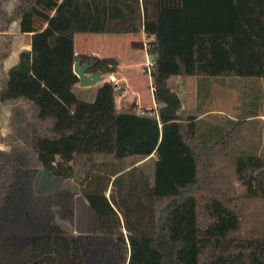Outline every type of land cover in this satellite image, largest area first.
<instances>
[{"label": "trees", "instance_id": "1", "mask_svg": "<svg viewBox=\"0 0 264 264\" xmlns=\"http://www.w3.org/2000/svg\"><path fill=\"white\" fill-rule=\"evenodd\" d=\"M150 1L19 0L2 16L34 33L0 91V102L24 100L31 123L29 145L0 150V237L17 246L10 264H264V148L259 156L208 153L184 137L177 116L203 77L264 79V0H181L196 17L180 26L170 0L154 1L156 22L144 16ZM218 2L225 21H217ZM201 9L209 19H197ZM143 24L153 37L145 50L157 114L139 113L136 100L117 107L120 89L109 82L93 101L76 99L73 64L88 58L74 55L73 35H138ZM94 61L90 73H115L113 59ZM151 155L149 177L139 163ZM40 168L64 184L34 195ZM185 168L192 180L184 201L160 202L169 175ZM77 196L94 211L91 234L75 232Z\"/></svg>", "mask_w": 264, "mask_h": 264}, {"label": "crops", "instance_id": "2", "mask_svg": "<svg viewBox=\"0 0 264 264\" xmlns=\"http://www.w3.org/2000/svg\"><path fill=\"white\" fill-rule=\"evenodd\" d=\"M139 1L141 2L142 0ZM154 1L156 0L148 2V9L144 14V16H148L149 20L152 22H156V13L158 11L156 10ZM18 5L19 0H0V8L3 12L1 17L4 15H8V17L11 16ZM216 5H218L217 10L219 11L217 21H225V7L219 2ZM170 7L173 8V10H177L178 13V16L175 14L171 16V21H178L179 26L181 23L186 24L187 22H191L195 19L194 16L196 17V15L184 11L185 6L181 0H177L176 3L170 0ZM205 7L208 9L210 5L205 4ZM186 9L191 10L188 7ZM53 14V12H50L49 16ZM209 16V14L203 13V9H201V13L197 19L203 20L204 17L209 19ZM5 26L0 27V56H3V53L8 51V55L0 58V70L3 71L4 74L18 64L21 52L31 51L34 35V33L22 32L20 30V20H12L6 28H4ZM35 26L38 27V25ZM45 27L46 23H42L37 32L44 30ZM145 27L146 26L143 24L141 32L138 35H105L113 36V38L117 36L126 37L127 40H124V43L130 47L131 51L128 50V52L132 54L131 57L126 60L119 61L115 53L107 54L100 47L88 45L80 39H77L78 35H85L88 33H76L73 35V51L74 55L77 57L88 58L81 59L83 62L90 60L94 61V59H113L115 61V74L120 80L119 84L116 85V88L120 89L118 90L115 100L117 107L121 103H131L136 100L137 110L151 111L157 114L158 107L154 100L153 87L151 86L149 76L143 72L146 64L153 60V57L148 55L145 50L146 43L153 41V37L146 39L144 34ZM185 33L186 31H178L176 32V36L184 37L186 36ZM169 34H171V37L175 35L174 28L169 31ZM135 39L144 42L143 49H135L132 47V42H138ZM7 44H9L8 49ZM134 50L143 52L141 60H136L133 57L132 52ZM133 69H136L137 72H130V70ZM139 73L147 75L148 77V92H145L143 95L132 90V88L135 87V85L132 84V82H134L132 78L135 75L139 76ZM73 77L77 78L74 72ZM106 82L108 83V75H101V80L99 82L89 87L82 88L79 86L77 78V82L71 87V92L76 99L91 102L95 97L97 89ZM181 83V79L177 80V84L181 85ZM126 92H129L132 96L130 99H127ZM119 95H122L121 100L118 97ZM177 95L178 98L182 100L185 93L180 89ZM20 107L21 109L18 110ZM25 113L27 114L25 115ZM16 114H20L21 119L26 121V116L28 117L30 132L28 128L27 134L30 133L31 136V123L28 108L23 99H16L9 104L6 103L0 106V117L5 116L7 119L6 123L8 120L12 122ZM177 116L178 126L181 127L185 136L190 138L194 146L199 145L203 151H207L208 153L215 151L222 154H230L231 156H259L263 153L264 148V79L203 77L194 84V100L192 105L185 111L182 104L177 111ZM183 126L185 128L184 130ZM244 136L247 137L243 138V143L242 141L238 143V140ZM29 144L25 143L23 145ZM155 161V156L151 155L139 164L144 165L147 162L154 163ZM170 161L172 164H178L181 163L182 160L173 157L170 158ZM83 199L85 200V198Z\"/></svg>", "mask_w": 264, "mask_h": 264}, {"label": "rangeland", "instance_id": "3", "mask_svg": "<svg viewBox=\"0 0 264 264\" xmlns=\"http://www.w3.org/2000/svg\"><path fill=\"white\" fill-rule=\"evenodd\" d=\"M1 14L3 12L1 11L0 8V27L5 26L6 28L9 24V19L7 17H1ZM6 16V15H5ZM84 43L88 45H96L100 47L104 52L107 54L115 53L117 56L116 58L119 61H123L131 57V53L128 52L131 51L130 47L126 43H124V40H127L125 36L121 37H115L113 36H105V35H90V34H85V35H78V38ZM123 40V41H122ZM136 41H140L139 39H135ZM146 47V46H145ZM133 57L136 60H141L143 56L142 51L134 50L133 52ZM2 58V56H0ZM0 74V91L5 88L6 82L8 80V77L6 74H4L3 71H1ZM130 72H137L136 69L130 70ZM134 81V82H132ZM132 84L135 85V87L132 88L133 91L139 93V94H144L145 92H148V77L147 75L139 73V76H134L132 78ZM127 99H130L132 96L130 95L129 92H126ZM121 96L119 95V99L121 100ZM80 98V96H79ZM14 100H8L6 102H0V106L4 104H9ZM118 102V101H117ZM21 107L18 109L20 110ZM26 112V111H25ZM27 113H25L26 115ZM27 121L21 119L20 114H16V117L12 119V122L8 120L6 123V117H0V150H7L8 149V142L16 141L21 144H29L31 140L30 133L27 134L28 128L30 132V127H29V120L28 117L26 116ZM10 121V122H9ZM183 126V130H184ZM183 135L185 137V133L183 132ZM247 136L241 137V139L238 140V143L244 141L243 138H246ZM237 143V144H238ZM143 168L145 172L149 175V177H152L155 171L154 168V163L152 162H147L146 164L143 165ZM168 169H166L167 171ZM157 171V170H156ZM159 178L161 179V182L163 181L166 184V181L164 180L163 175H161V171H157ZM160 173V174H159ZM169 186L160 189L158 199L162 201H166V203L170 202L171 199H174L177 204H180L184 201V197L187 196L186 192L188 191L190 187V182H191V172L185 168L183 172H180L178 170H174L170 175H169ZM165 193V194H164ZM185 193V194H183ZM109 191H107L106 196H108ZM86 203V201L84 200ZM84 206V207H83ZM74 223H75V232L76 233H81V232H87L91 233L92 232V224H93V213L88 207L84 204L83 202H79L78 200L76 201L75 204V217H74ZM16 244L11 243L8 239L0 237V264H10L16 259Z\"/></svg>", "mask_w": 264, "mask_h": 264}, {"label": "water", "instance_id": "4", "mask_svg": "<svg viewBox=\"0 0 264 264\" xmlns=\"http://www.w3.org/2000/svg\"><path fill=\"white\" fill-rule=\"evenodd\" d=\"M94 65H95V61L93 60L83 62L80 58L76 59L75 63L73 64V72L78 78L80 87L86 88L101 80V74L99 72L90 73V71L93 70ZM64 182L65 180L63 178L53 176L52 173L49 172L47 169L40 168L37 171V174L33 180L32 191L36 196L49 195L54 193L58 188H60L64 184ZM77 200L81 203L83 202V205L85 204L88 207V209L92 211L93 213L92 232H93L94 211L91 209V207L89 206L86 200H85L86 203L84 202L82 196H77L75 198V204ZM75 204H74V215H75ZM75 226L76 225L74 223V227ZM91 233H87V234H91Z\"/></svg>", "mask_w": 264, "mask_h": 264}, {"label": "built area", "instance_id": "5", "mask_svg": "<svg viewBox=\"0 0 264 264\" xmlns=\"http://www.w3.org/2000/svg\"><path fill=\"white\" fill-rule=\"evenodd\" d=\"M151 67H152V62L147 63L145 68L143 69V72L149 76L150 82H151V78H150ZM108 82L116 86L119 84L120 80L115 73H112L108 76ZM138 112L142 113V111H139V110H138Z\"/></svg>", "mask_w": 264, "mask_h": 264}]
</instances>
